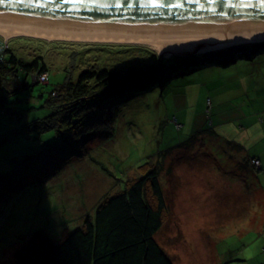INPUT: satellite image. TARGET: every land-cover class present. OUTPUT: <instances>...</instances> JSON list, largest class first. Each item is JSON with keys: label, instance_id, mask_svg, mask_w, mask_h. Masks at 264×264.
Instances as JSON below:
<instances>
[{"label": "rangeland", "instance_id": "obj_1", "mask_svg": "<svg viewBox=\"0 0 264 264\" xmlns=\"http://www.w3.org/2000/svg\"><path fill=\"white\" fill-rule=\"evenodd\" d=\"M118 45L150 49L161 59L176 54L200 57L218 49L200 50L201 45H197L160 55L138 43L47 40L25 35L5 39L0 35L2 54L8 46L19 58L30 59L38 53L48 68L49 77L47 83L32 85L7 98L3 108L15 107L25 112L22 120L0 114V138L24 124L28 113L41 116L46 110L41 105L68 72L76 79L84 69L121 70L136 65L137 56L145 52ZM146 57L142 56V63ZM146 60L152 63L153 59ZM258 65L264 68V61L260 60ZM230 68L223 80L247 72L242 71L243 68L250 71L254 66L232 65ZM211 72L205 69L201 77L202 73H196L193 77H200L196 80L174 78L166 88L155 87L121 104L114 109L110 135L90 140L81 156L70 158L46 180L26 187L18 200L10 203L0 226V264H16L14 250L36 230H43L57 240L64 231L80 227L84 215H93L99 199L123 189L125 180L139 175L142 170L137 171L138 168L144 166L149 157L202 130L205 131L203 140L198 138L196 145L189 148V155L184 150L174 149L164 159V169L172 167L170 174L163 170L159 177L168 215L156 239L173 264H264V241L257 225L263 212L264 181L262 176L257 178L259 171L251 168L243 177L239 176L236 159L241 158L242 153L229 151L225 144L236 141L247 147L236 138L241 132L235 119L259 113L253 111L256 103L250 102L249 96L244 94L238 97V100L245 99L239 106L207 107L202 96L210 94L211 85H220L212 83ZM259 79H250L248 91L253 89L250 83ZM28 83L32 84L29 79ZM228 98V95L222 96V99ZM213 114L221 131L215 129ZM172 117L178 119L179 130L171 123ZM54 140L55 134L48 131L41 136H21L0 145V171ZM200 149L211 158L198 152ZM195 159H199L198 163ZM175 161H179L178 165H173ZM247 192L252 195L253 207L248 202L247 208L242 200L240 193ZM7 205L6 199L5 207Z\"/></svg>", "mask_w": 264, "mask_h": 264}, {"label": "trees", "instance_id": "obj_2", "mask_svg": "<svg viewBox=\"0 0 264 264\" xmlns=\"http://www.w3.org/2000/svg\"><path fill=\"white\" fill-rule=\"evenodd\" d=\"M123 46L119 47L145 50L137 56L136 65L131 64L121 70L84 69L76 79L68 72L41 105L46 109L41 116L28 113L24 124L0 138L2 145L21 136H41L48 131L55 134L53 142L42 144L7 170L0 171V226L9 212L10 203L18 200L26 187L46 180L70 158L81 156L90 140L111 134L112 116L116 113L114 109L121 104L155 87L166 88L174 78L196 80L203 76L205 69L212 70V83L223 84L225 80L222 77L232 65L238 67L264 61V57L261 58L264 41L233 44L209 50L200 57L176 54L165 59L157 58L150 49ZM143 55L147 56L146 59H153L152 63L146 59L142 63ZM196 73L202 75L193 77ZM42 74H46L44 81L38 79ZM48 79V68L41 55L37 53L30 59L19 58L9 46L6 47L0 56V114L22 120L24 110L3 108L7 98L32 85L47 83ZM225 85L216 88L211 85L208 97L221 100ZM202 99L207 107L219 105L215 99V102L209 101L206 96ZM18 100L15 98V101ZM261 116H257L260 122L263 121ZM171 123L180 129L176 117L171 118ZM204 132L197 131L176 146L149 157L148 162L138 168L137 171L142 170L139 175L125 180L123 189L99 199L93 215H84L80 227L64 231L57 240L43 230L32 232L14 250L16 264H173L156 239L168 215L167 200L159 177L163 170L167 174L172 171L171 165L164 169L166 155L174 149L188 154L198 138L203 140ZM231 142L225 143L228 150L242 153L241 158L236 159L240 175L247 173L248 168L253 171L260 169V160L249 151L251 147ZM198 152H202L201 149ZM208 157L211 158L209 154ZM253 160H258L259 165L255 166ZM195 161L198 163L199 159ZM172 163L178 165L179 161ZM6 199L9 203L7 207Z\"/></svg>", "mask_w": 264, "mask_h": 264}, {"label": "water", "instance_id": "obj_3", "mask_svg": "<svg viewBox=\"0 0 264 264\" xmlns=\"http://www.w3.org/2000/svg\"><path fill=\"white\" fill-rule=\"evenodd\" d=\"M0 22L82 33L264 31V0H0Z\"/></svg>", "mask_w": 264, "mask_h": 264}, {"label": "bare ground", "instance_id": "obj_4", "mask_svg": "<svg viewBox=\"0 0 264 264\" xmlns=\"http://www.w3.org/2000/svg\"><path fill=\"white\" fill-rule=\"evenodd\" d=\"M0 35L5 39L13 36L25 35L31 37L44 38L47 40L64 41H87V42H117V43H138L149 46L157 53L164 54L171 51H181L199 46L200 50L220 48L238 43L256 42L264 40V31H250L240 33H214L211 39L203 32L197 31L192 36L186 37L183 31L180 32H160V31H136L119 33H82L62 31L50 28L26 27L23 25L4 24L0 22ZM210 95V94H209ZM209 101L215 102L208 97ZM219 105H231L232 99H215Z\"/></svg>", "mask_w": 264, "mask_h": 264}, {"label": "crops", "instance_id": "obj_5", "mask_svg": "<svg viewBox=\"0 0 264 264\" xmlns=\"http://www.w3.org/2000/svg\"><path fill=\"white\" fill-rule=\"evenodd\" d=\"M259 61L257 62L256 65L255 63L252 64L254 66V69L248 71L247 69L243 68L242 71L246 70L247 72H240V73L232 75V77L230 78L227 77L228 80L227 81L225 80L223 84H226L224 88V95H228L229 99H232L233 104H238L237 106H239V102H242L244 99L238 100V97L241 94L247 95L249 96L250 102L256 103V105L253 107V111L254 112L257 111V113H259L258 115H262L261 117H263V121L260 122L257 119L258 115L240 116L237 119H235V122L240 124L238 125L240 128L239 131L241 132V135L239 138L242 140L244 144L252 148V149H249V151H252L255 157L259 158L260 160V169L257 170L259 171V173L256 176L257 178L262 176L263 181H264V81L260 80L261 78L264 80V68L258 65ZM251 78H260V79L256 81L255 83L254 82L250 83V85L253 86V89L251 91H248L247 86ZM223 84H220V85H223ZM214 86L215 88L217 87L216 85ZM227 90H228V93L226 92ZM223 106L236 107V106H231V105H223ZM216 118L218 119L217 116ZM214 123H216L215 116H214ZM215 129L217 131H221L219 128V124L216 123ZM243 174H246V173H243ZM243 176L244 175H242L241 173V177ZM240 194L243 196L242 200L244 199L245 206L247 208H248V202H250V206L252 207L254 206L252 204V200L250 199L252 195L249 196L248 192L246 194L245 193H240ZM260 218H258L257 220V225L258 227L260 226L258 228V231L262 230L261 236L264 241V203H263V212H261ZM248 222L249 220L246 221V223ZM260 257L263 258L262 254L260 255Z\"/></svg>", "mask_w": 264, "mask_h": 264}, {"label": "built area", "instance_id": "obj_6", "mask_svg": "<svg viewBox=\"0 0 264 264\" xmlns=\"http://www.w3.org/2000/svg\"><path fill=\"white\" fill-rule=\"evenodd\" d=\"M3 50H4V47H3V46H0V56H1ZM38 79H39L40 81H44V80L46 79V74H42V75H40ZM253 161H254V160H253ZM258 163H259L258 160H255V161L253 162V164L256 165V166L259 165Z\"/></svg>", "mask_w": 264, "mask_h": 264}]
</instances>
